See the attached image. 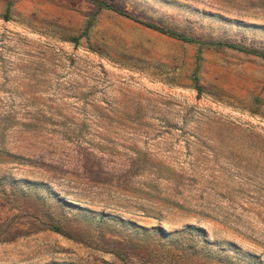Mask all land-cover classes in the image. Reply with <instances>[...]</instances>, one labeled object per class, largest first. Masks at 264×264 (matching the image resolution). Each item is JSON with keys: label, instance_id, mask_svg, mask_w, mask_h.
<instances>
[{"label": "rangeland", "instance_id": "1", "mask_svg": "<svg viewBox=\"0 0 264 264\" xmlns=\"http://www.w3.org/2000/svg\"><path fill=\"white\" fill-rule=\"evenodd\" d=\"M104 1L0 0V264H264V0Z\"/></svg>", "mask_w": 264, "mask_h": 264}, {"label": "trees", "instance_id": "2", "mask_svg": "<svg viewBox=\"0 0 264 264\" xmlns=\"http://www.w3.org/2000/svg\"><path fill=\"white\" fill-rule=\"evenodd\" d=\"M93 3H95L98 7L100 8H106V9H112V10H115L108 2L104 1V0H89ZM122 14H125V13H122ZM126 16H129V15H126ZM142 24H144L145 26H148L150 28H153L155 30H158L162 33H168L169 35L171 36H174L176 38H179L183 41H189V42H195L194 39L192 38H188L184 35H181V34H178V33H175L165 27H161V26H158V25H155L153 23H149V22H144V21H140ZM207 44H212V45H219V46H226V47H230V48H233V49H237V50H240V51H247L245 48H243L242 46L240 45H237L235 43H229V42H208ZM54 230H58V227H54Z\"/></svg>", "mask_w": 264, "mask_h": 264}]
</instances>
